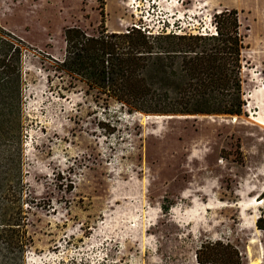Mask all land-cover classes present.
<instances>
[{"label": "rangeland", "instance_id": "374dc122", "mask_svg": "<svg viewBox=\"0 0 264 264\" xmlns=\"http://www.w3.org/2000/svg\"><path fill=\"white\" fill-rule=\"evenodd\" d=\"M157 5L0 0L1 26L29 47L23 157L33 246L25 264H199L201 245L216 241L234 246L243 264H264L256 226L264 214V0ZM225 9L238 11L246 34L240 117L126 115L97 105L81 84L60 92L56 78L48 83L45 60L63 57L68 27L211 33Z\"/></svg>", "mask_w": 264, "mask_h": 264}, {"label": "trees", "instance_id": "16d2710c", "mask_svg": "<svg viewBox=\"0 0 264 264\" xmlns=\"http://www.w3.org/2000/svg\"><path fill=\"white\" fill-rule=\"evenodd\" d=\"M213 25L211 33L166 29L156 35L134 27L128 33L109 32L103 24L97 34L68 27L63 57L45 60L48 83L56 78L60 92L81 84L97 105H118L126 115L240 117L246 105V34L236 10L214 14ZM28 48L0 24V264H25L33 246L29 197H24L23 63ZM256 226L264 232V214ZM196 260L243 264L242 254L221 241L203 243Z\"/></svg>", "mask_w": 264, "mask_h": 264}, {"label": "built area", "instance_id": "2783aa9c", "mask_svg": "<svg viewBox=\"0 0 264 264\" xmlns=\"http://www.w3.org/2000/svg\"><path fill=\"white\" fill-rule=\"evenodd\" d=\"M157 1H160V0H147V2H148V4H149V9L150 10H154V9H156L157 7H158V5H157ZM152 2V3H151ZM139 28V29H142V31H144L146 34H148V35H156V34H152L150 31H147L146 30V28H145V26H139V25H132V27L131 28ZM126 33H128V29L125 31ZM159 32H157V34H158Z\"/></svg>", "mask_w": 264, "mask_h": 264}, {"label": "water", "instance_id": "95a60500", "mask_svg": "<svg viewBox=\"0 0 264 264\" xmlns=\"http://www.w3.org/2000/svg\"><path fill=\"white\" fill-rule=\"evenodd\" d=\"M149 117V116H148ZM165 118H184V117H196V116H163ZM204 117H213V116H204Z\"/></svg>", "mask_w": 264, "mask_h": 264}, {"label": "bare ground", "instance_id": "6f19581e", "mask_svg": "<svg viewBox=\"0 0 264 264\" xmlns=\"http://www.w3.org/2000/svg\"><path fill=\"white\" fill-rule=\"evenodd\" d=\"M257 202H259V200ZM259 203H261V202H259Z\"/></svg>", "mask_w": 264, "mask_h": 264}]
</instances>
